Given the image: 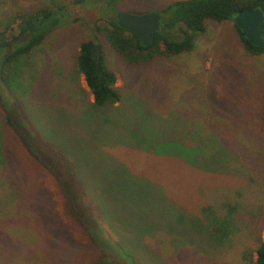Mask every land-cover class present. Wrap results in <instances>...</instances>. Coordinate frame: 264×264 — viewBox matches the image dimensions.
<instances>
[{
	"label": "rangeland",
	"instance_id": "1",
	"mask_svg": "<svg viewBox=\"0 0 264 264\" xmlns=\"http://www.w3.org/2000/svg\"><path fill=\"white\" fill-rule=\"evenodd\" d=\"M107 1L0 0V31L21 11L48 7L60 19L8 63L5 83L0 68V264H256L264 53L245 49L233 20L210 19L191 50L150 48V60L132 63L106 38L108 21L117 11L163 20L182 0ZM88 39L103 42L120 106L92 102L77 66ZM193 136L203 137L200 146L216 141L218 153L208 146L214 163L181 149L197 145Z\"/></svg>",
	"mask_w": 264,
	"mask_h": 264
},
{
	"label": "trees",
	"instance_id": "2",
	"mask_svg": "<svg viewBox=\"0 0 264 264\" xmlns=\"http://www.w3.org/2000/svg\"><path fill=\"white\" fill-rule=\"evenodd\" d=\"M85 1L86 0H73V3L80 4ZM114 1L115 0H109L107 2L113 4ZM255 7H261L264 10V0H182L169 5L164 10L166 16L163 17L162 20L163 28L162 30L155 33L154 40L149 45H142L134 32L128 31L117 24V19L108 21V27H105L104 29L108 30L105 31V36L106 38L110 39L111 44L114 46L116 51L123 55L126 60L128 59L130 62L135 63L142 58L150 60L151 57H148V55L145 54L150 48H154L155 52L166 56L174 55L186 50H191L197 35L204 32L206 28V20H233V16L237 12L243 9H252ZM58 9L61 13L60 15H62V11H65L66 7L62 5L61 7H58ZM16 19L17 20L15 24H10L9 22L0 31V50L2 51L5 49L6 51L2 57L0 66L4 83L6 76L11 75L12 71V66L9 67L8 63L13 61L12 59L16 56L22 53H28L34 46L40 44L45 39L47 34H49L59 25L60 20H58L56 17L54 9L48 7L26 10L25 12L21 11L16 16ZM234 24L239 30V34L244 42L245 49L250 54H263L264 23L261 28L262 42L260 45H255L250 40H248L235 22ZM97 28L101 30V28ZM175 28H178L182 33V37L180 39L172 37L174 32L173 30ZM102 43L103 42L99 39L85 40L80 44L77 54L78 70L85 76L86 83L93 94V102L95 106L113 105L121 99L119 87L117 85V75L106 62L105 51ZM5 100L6 96H4L0 91V104L4 110L5 108L3 107V101ZM5 123L10 125V128L14 131L15 135L23 141L26 150L28 149V152L34 158L38 157V155L32 151L30 146H28L27 140L24 138L23 133L14 127L11 117L8 113L6 114ZM192 138L193 140H197V145H194L193 147L188 145L187 148L181 145V149L188 151L191 153V155L197 154L200 158L202 156L205 160L212 163L213 161L208 160V151L212 150L211 148H208V146L211 145V147L214 149V152L218 153L216 150V145L218 146L216 141H210L208 144L204 143L202 146H200V142H204L202 139L203 137L200 138L193 136ZM190 147H197V149L200 151H203V149L206 151L204 153L196 151L193 152L191 151ZM223 147L230 151V148L227 146ZM232 149L234 153V148ZM219 152L222 153L223 151ZM223 154L224 153H222V155ZM190 162L195 165L198 164L192 160ZM68 163L69 164H64L67 165L65 166L66 170L68 172H73V164L70 162ZM53 171L56 174L54 169ZM56 178L58 179V177ZM66 196L69 202L70 196L67 194V192ZM69 205L72 209L71 213L73 216H75V211L72 208L70 202ZM102 244L109 246L108 243ZM255 252L257 254L255 261L256 264H264L263 240H260L257 243Z\"/></svg>",
	"mask_w": 264,
	"mask_h": 264
},
{
	"label": "water",
	"instance_id": "3",
	"mask_svg": "<svg viewBox=\"0 0 264 264\" xmlns=\"http://www.w3.org/2000/svg\"><path fill=\"white\" fill-rule=\"evenodd\" d=\"M116 19L120 27L134 32L142 45H149L155 33L162 29V15L159 12L135 14L117 11ZM233 20L248 40L255 45L261 44V28L264 23V10L261 7L243 9L233 16Z\"/></svg>",
	"mask_w": 264,
	"mask_h": 264
},
{
	"label": "crops",
	"instance_id": "4",
	"mask_svg": "<svg viewBox=\"0 0 264 264\" xmlns=\"http://www.w3.org/2000/svg\"><path fill=\"white\" fill-rule=\"evenodd\" d=\"M116 73V72H115ZM117 74V73H116ZM117 85H118V79H117ZM88 86V85H87ZM118 87H119V85H118ZM89 88V87H88ZM91 92V91H90ZM92 94V93H91ZM92 97H93V94H92ZM121 99H122V97H121ZM121 99H120V101H121ZM92 100L94 101V97L92 98ZM92 101V102H93ZM120 101H118V102H116L115 104H113L112 106H115V107H117V106H120Z\"/></svg>",
	"mask_w": 264,
	"mask_h": 264
},
{
	"label": "flooded vegetation",
	"instance_id": "5",
	"mask_svg": "<svg viewBox=\"0 0 264 264\" xmlns=\"http://www.w3.org/2000/svg\"><path fill=\"white\" fill-rule=\"evenodd\" d=\"M162 28H163V26H162ZM162 30V29H161Z\"/></svg>",
	"mask_w": 264,
	"mask_h": 264
}]
</instances>
